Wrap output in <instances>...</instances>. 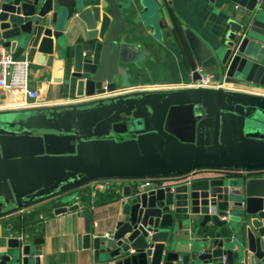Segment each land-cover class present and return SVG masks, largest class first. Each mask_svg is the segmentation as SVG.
Masks as SVG:
<instances>
[{"label":"water","instance_id":"obj_1","mask_svg":"<svg viewBox=\"0 0 264 264\" xmlns=\"http://www.w3.org/2000/svg\"><path fill=\"white\" fill-rule=\"evenodd\" d=\"M163 1L191 64L192 80L198 82L212 74V81L220 87L131 92L79 102L62 113L37 109L1 115L0 131L38 134L60 143L62 137L78 134L86 125L125 113L134 135L154 130L164 139L165 148L131 157L46 153L15 160L4 158L0 150V185L22 171H65L58 182L21 202H9L1 195L0 215L95 177L138 178L213 167L215 171L207 176L166 187L155 183L141 187L137 182L126 188L125 218L114 231L93 240L96 263L264 264V134L257 131L264 129V96L232 92L225 86L264 87V0H211L216 7H232L230 31L217 48L188 25L183 26L184 39L171 0ZM1 8L5 46L16 58L41 35L53 53L52 38L56 39L65 56V83L73 89V96H103L131 86L119 62L129 64L139 53L124 38L123 2L103 0L86 6L84 0H2ZM75 16L86 31L81 41L72 44L65 27ZM166 108L190 110L201 137L194 136L188 142L191 145L184 146L183 138L160 123V112ZM75 208L58 206L55 214ZM193 233L198 237H192ZM22 239L17 240L15 251L0 254V264H40L42 239H35L34 247Z\"/></svg>","mask_w":264,"mask_h":264},{"label":"crops","instance_id":"obj_2","mask_svg":"<svg viewBox=\"0 0 264 264\" xmlns=\"http://www.w3.org/2000/svg\"><path fill=\"white\" fill-rule=\"evenodd\" d=\"M101 1L103 0H84V4L91 6L100 4ZM117 1L125 5L124 38L132 43L133 51L139 53L129 64L119 62L127 70L130 85L195 84L191 64L164 1ZM171 6L184 39L183 26L188 25L211 46L217 48L223 44L230 31L228 20L232 16V7H216L211 0H171ZM65 28L72 44L81 41V34L86 31L77 16ZM43 38L44 35H41L38 39L31 40L21 54L30 60V85L39 92L36 104L26 107L22 94L5 91L2 95L4 108L0 111V117L37 109H53L56 113H62L74 109L82 102V98L73 96V89L65 83V56L60 54L56 39L52 38L51 47L54 52L49 53L48 44L42 42ZM18 47L19 43L16 48ZM7 48L12 52L10 47ZM116 79L120 80V77L117 76ZM218 85L215 81L214 86ZM225 86L232 92L264 96V87L242 88L233 84ZM159 120L162 126H168L183 138L184 146L191 145L188 142L194 136L201 137L190 110L175 108L170 111L166 108L160 112ZM129 129V116L121 113L86 125L78 134L62 137L60 143H54L51 137L38 134L18 135L0 131V150L4 158L15 160L46 153H73L93 158L131 157L165 148L164 139L156 131H140L134 135ZM257 131L260 135L264 134V129ZM213 171V167H199L181 173L152 174L138 178L95 177L58 195L30 204L23 203L19 209L0 215V254L15 251L17 240L21 241L22 235V240L32 247L36 246L35 239H42L39 244L40 264H97L93 240L97 235L114 231L118 221L125 218L122 214V200L126 188H133L138 181L152 178H166L169 185L177 184L191 177L207 176ZM64 172L60 168H40L13 174L1 183L0 196L4 195L9 202H21L22 198L58 182L65 175ZM62 205H77V208L55 214V209ZM192 237L197 238L198 234L193 233Z\"/></svg>","mask_w":264,"mask_h":264},{"label":"built area","instance_id":"obj_3","mask_svg":"<svg viewBox=\"0 0 264 264\" xmlns=\"http://www.w3.org/2000/svg\"><path fill=\"white\" fill-rule=\"evenodd\" d=\"M2 0H0V17L2 13ZM1 23V18H0ZM30 73L31 66L29 58L25 56L15 57L14 54L5 46V39L3 38V30L0 27V111L3 110L4 105L2 104V95L5 91H13L20 93L24 97V104L26 107H31L36 104L37 98L39 97V92L33 89L30 85ZM212 81V74H206L205 77L191 86H187L180 83H168V84H150V86L141 85H131V87L119 88L112 93L99 96L93 95L91 97H85L82 102H90L94 99L112 97L116 94H131V92H150L152 90H169V89H183L187 87H215ZM156 184L157 187H166L168 181L166 178H152L142 181H138V185L141 187L152 186ZM22 210V209H21ZM24 210V209H23ZM20 238H23L22 235ZM250 264V263H249Z\"/></svg>","mask_w":264,"mask_h":264},{"label":"trees","instance_id":"obj_4","mask_svg":"<svg viewBox=\"0 0 264 264\" xmlns=\"http://www.w3.org/2000/svg\"><path fill=\"white\" fill-rule=\"evenodd\" d=\"M112 197H114V196H112Z\"/></svg>","mask_w":264,"mask_h":264},{"label":"rangeland","instance_id":"obj_5","mask_svg":"<svg viewBox=\"0 0 264 264\" xmlns=\"http://www.w3.org/2000/svg\"><path fill=\"white\" fill-rule=\"evenodd\" d=\"M159 9V8H158Z\"/></svg>","mask_w":264,"mask_h":264}]
</instances>
